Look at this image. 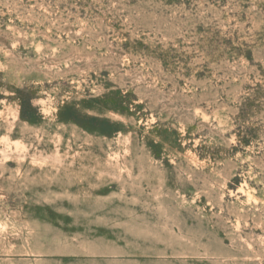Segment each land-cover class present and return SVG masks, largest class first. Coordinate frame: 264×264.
I'll list each match as a JSON object with an SVG mask.
<instances>
[{"label":"rangeland","instance_id":"374dc122","mask_svg":"<svg viewBox=\"0 0 264 264\" xmlns=\"http://www.w3.org/2000/svg\"><path fill=\"white\" fill-rule=\"evenodd\" d=\"M0 264H264V0H0Z\"/></svg>","mask_w":264,"mask_h":264}]
</instances>
